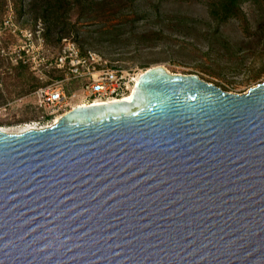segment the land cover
<instances>
[{
  "label": "water",
  "instance_id": "obj_1",
  "mask_svg": "<svg viewBox=\"0 0 264 264\" xmlns=\"http://www.w3.org/2000/svg\"><path fill=\"white\" fill-rule=\"evenodd\" d=\"M0 264H264V82L156 66L127 101L0 130Z\"/></svg>",
  "mask_w": 264,
  "mask_h": 264
},
{
  "label": "rangeland",
  "instance_id": "obj_2",
  "mask_svg": "<svg viewBox=\"0 0 264 264\" xmlns=\"http://www.w3.org/2000/svg\"><path fill=\"white\" fill-rule=\"evenodd\" d=\"M93 1L97 12L92 17L75 8L63 23L66 32L45 37V25L35 21L30 0H0V29L10 19L32 33L41 27L48 55L58 53L61 39L71 38L82 51L96 52L126 68L146 71L162 66L171 74L196 75L228 93L244 94L264 82V18L250 3L242 6L239 19L217 28L210 20V0H126L123 6L109 0L106 7L99 5L103 0ZM16 44L13 36L3 33L0 130L8 134L51 123L44 118L47 111L36 105L32 85L41 82L27 66L15 62ZM20 65L28 70H19ZM49 77L56 80L59 75ZM66 88L74 95L68 100L71 107L84 103L78 85Z\"/></svg>",
  "mask_w": 264,
  "mask_h": 264
},
{
  "label": "built area",
  "instance_id": "obj_3",
  "mask_svg": "<svg viewBox=\"0 0 264 264\" xmlns=\"http://www.w3.org/2000/svg\"><path fill=\"white\" fill-rule=\"evenodd\" d=\"M6 31L17 40L13 48L15 62L27 66L43 84L34 96L37 107L47 111L45 120L51 122L45 127L52 126L57 118L74 109L68 104L74 95L70 96L66 86L81 88L85 100L79 106L102 105L124 101L143 74V70L109 62L96 52L82 51L71 38L61 39L58 53L48 55L41 27L32 33L19 29L10 19L0 29V39ZM51 74L59 77L53 80L49 77Z\"/></svg>",
  "mask_w": 264,
  "mask_h": 264
},
{
  "label": "trees",
  "instance_id": "obj_4",
  "mask_svg": "<svg viewBox=\"0 0 264 264\" xmlns=\"http://www.w3.org/2000/svg\"><path fill=\"white\" fill-rule=\"evenodd\" d=\"M125 1L126 0H114L119 6H123ZM110 2L112 1L103 0L99 5L106 7ZM247 3L259 8L264 18V0H210L207 6L210 20L219 28L230 20L239 19L242 15L241 8ZM95 5L93 0H30L29 9L36 12L35 21L43 22L45 25V37H48L53 34L67 31L68 26L67 24L63 25V23L75 8L82 10V15L84 17H92V14L97 12L95 10ZM60 39L61 38H58V40ZM18 69L22 71L28 70L27 67L21 65ZM42 85L43 84L36 82L32 87L36 90Z\"/></svg>",
  "mask_w": 264,
  "mask_h": 264
},
{
  "label": "bare ground",
  "instance_id": "obj_5",
  "mask_svg": "<svg viewBox=\"0 0 264 264\" xmlns=\"http://www.w3.org/2000/svg\"><path fill=\"white\" fill-rule=\"evenodd\" d=\"M145 71H143V73H144ZM133 92H134V89H133V91H132V93L124 100V101H127V100H129L131 97H132V94H133ZM58 120H59V118H57L56 119V121L55 122H58ZM31 128H28L27 130H30ZM32 129H34V128H32ZM26 130V131H27Z\"/></svg>",
  "mask_w": 264,
  "mask_h": 264
}]
</instances>
